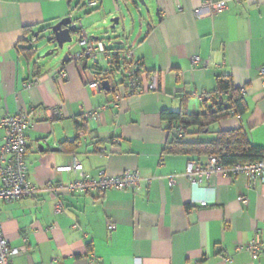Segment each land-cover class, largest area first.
Wrapping results in <instances>:
<instances>
[{
	"label": "crops",
	"instance_id": "1",
	"mask_svg": "<svg viewBox=\"0 0 264 264\" xmlns=\"http://www.w3.org/2000/svg\"><path fill=\"white\" fill-rule=\"evenodd\" d=\"M203 1L143 0L146 19L140 18L136 36L113 41L125 40L133 48L142 71L158 77V91L125 98L113 108L108 92L88 88L96 78L89 62H74L67 52V60L44 67L36 58L45 48L35 55L26 49L35 34L69 16L88 36L100 39V22L118 16L117 0H86V5L84 0H0V118L28 115L26 167L37 189L0 206L3 235L21 250L13 264H264V176L249 188L244 177L216 173L196 187L183 177L193 159L163 152L168 132L160 113L200 115L197 95L212 97L221 76L244 90L247 111L211 127L214 132L242 128L252 145L264 148L259 77L264 0H208L224 2L225 9L195 15ZM89 2L97 3L86 9ZM194 57L200 59L196 66ZM99 69L108 67L99 63ZM115 70L118 81L121 73ZM102 106L108 108L102 111ZM51 109L59 116L51 117ZM91 111H98V118L84 121L83 114ZM2 137L0 131V146ZM73 160L91 177L136 172L151 181L135 191L57 197L44 191L79 177L60 171ZM169 177L175 178L172 188ZM240 196L246 206L238 202ZM255 235L263 250L252 261L243 248Z\"/></svg>",
	"mask_w": 264,
	"mask_h": 264
},
{
	"label": "built area",
	"instance_id": "2",
	"mask_svg": "<svg viewBox=\"0 0 264 264\" xmlns=\"http://www.w3.org/2000/svg\"><path fill=\"white\" fill-rule=\"evenodd\" d=\"M97 2H89V7H94ZM225 9L224 2L211 3L204 0L200 9L194 10L195 15L201 14L204 10L208 14H219ZM78 35L65 45L70 58L74 62H89L94 74L103 73L104 77L94 78L88 84V88L94 92H104L101 87L102 81H108L110 86V105L118 108L120 102L125 98L141 96L146 93L158 91V77L155 74H146L142 71L141 62L136 58L135 52L125 40L120 44L112 40L95 39L88 36L81 28L80 22L75 21ZM78 49L75 50L74 49ZM105 61L108 69L101 71L99 63ZM192 65L200 63L198 57L191 60ZM115 68L121 73V78L117 81L113 77ZM58 76L63 78L62 71ZM259 77L264 86V68L259 70ZM32 83L26 85L31 87ZM244 95V90H242ZM197 99L202 102L209 100V95H197ZM108 106H102L104 111ZM51 117L59 116L57 109L50 110ZM98 111H91L83 114V120H96ZM30 119L27 114L19 112L0 118V131L3 132L0 146V206L5 203L15 202L36 194L37 189L29 182L26 167V132L30 129ZM179 132V131H178ZM81 135V133H80ZM73 141V140H72ZM67 173L77 174L79 177L68 184H58L47 186L44 191L57 197L62 194L76 195L90 192L105 193L108 191H135L142 185H149L151 179H142L136 172H124L120 176L110 177L104 172H99L95 177L83 173L82 166L76 160L70 167L60 169ZM222 174L230 178L244 177L249 188L254 187L264 176V158L254 163H237L229 168L219 165L214 157H207L204 164L191 160L186 168L184 178L192 185L199 187L203 177L212 174ZM170 188L175 185V178H167ZM240 204L246 206L248 201L244 196L238 198ZM204 206V204H201ZM54 211L59 214L62 211L60 202L54 206ZM108 229L114 231L115 226L109 225ZM241 249V248H240ZM251 256L252 261H257L260 257L263 245L257 235L243 248ZM21 253L19 248L11 247L3 235L0 221V264H13V259ZM226 262H230L229 259Z\"/></svg>",
	"mask_w": 264,
	"mask_h": 264
},
{
	"label": "trees",
	"instance_id": "3",
	"mask_svg": "<svg viewBox=\"0 0 264 264\" xmlns=\"http://www.w3.org/2000/svg\"><path fill=\"white\" fill-rule=\"evenodd\" d=\"M26 50L32 54L30 49ZM95 75L96 78L104 77L103 73ZM242 90L234 87L230 77L221 76L216 80L213 96L202 101L200 115L162 111L160 118L167 124L168 132L164 154L187 156L197 162L202 158L214 157L224 168L237 163H254L264 158V148L252 145L242 128L210 132L212 125L246 113ZM77 140L73 139V147Z\"/></svg>",
	"mask_w": 264,
	"mask_h": 264
},
{
	"label": "water",
	"instance_id": "4",
	"mask_svg": "<svg viewBox=\"0 0 264 264\" xmlns=\"http://www.w3.org/2000/svg\"><path fill=\"white\" fill-rule=\"evenodd\" d=\"M118 1L121 2L120 5L118 3L117 8L115 10L118 16L110 19L109 21L111 23L110 30H113V31L116 30V27H118L120 24L121 17H122L121 15L122 10H124L125 13L129 14L131 21H132L133 19L131 15L132 9L139 10L138 4H140L145 9L143 0H117V2ZM43 32L48 34L46 43L49 46H53V49L47 52L44 56L36 58V62H38L39 60L44 61L45 58L52 56L54 53L61 51L64 48L65 44H69L71 42L72 34L76 32V26H75L74 20H72V18L69 16L67 18L62 19L61 21L54 24L53 26L48 27ZM37 38H38V34H35L34 40L29 42L28 49H30V51L32 52V55H35L38 51H41L44 49L43 47L39 48L38 46H36ZM63 59L67 60L68 56L65 55ZM36 62H34L32 65L35 66ZM101 87L106 92L110 91L109 82L106 80L101 82Z\"/></svg>",
	"mask_w": 264,
	"mask_h": 264
},
{
	"label": "rangeland",
	"instance_id": "5",
	"mask_svg": "<svg viewBox=\"0 0 264 264\" xmlns=\"http://www.w3.org/2000/svg\"><path fill=\"white\" fill-rule=\"evenodd\" d=\"M84 2H86V0H84ZM118 3H119V5L121 4L120 1H118ZM86 4H87V2L85 3V5ZM138 7L141 9V11L138 12L136 9H132V11H131V15H132L133 21H134L133 24H131V18L129 16V14L125 13L124 10H122L121 21H120L119 26L116 27V30H114V31L110 30V26H111V23L109 22L110 18H108L107 24H102L100 22L99 28L102 30V32L100 33V39L105 40V41H108V40H112V41L115 40L116 41V40L122 38L124 35L129 36L130 34L135 37L139 31L141 19H143V20L146 19L145 9L140 4H138ZM86 9H90V7H86ZM134 37H132V38L134 39ZM47 38H48V34L44 33L43 31L41 32V34L37 38L36 46L45 48L44 49L45 51L40 53L39 57L44 56L47 52H49L53 49V46L47 45V43H46ZM31 40H34V39L32 38ZM66 53H67V51L64 47L61 51L54 53L52 56L45 58L44 62H42V66L51 67L55 63L63 60V57ZM54 56H56V58H57L56 60H54ZM100 66L106 68L107 67L106 62L101 61ZM118 76H119V74H117L116 77L118 78ZM210 132H214L213 127H210Z\"/></svg>",
	"mask_w": 264,
	"mask_h": 264
}]
</instances>
